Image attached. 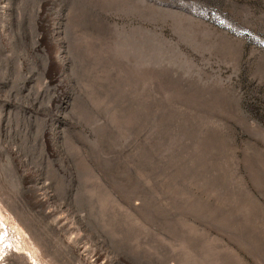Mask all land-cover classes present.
Segmentation results:
<instances>
[{"label":"rangeland","instance_id":"374dc122","mask_svg":"<svg viewBox=\"0 0 264 264\" xmlns=\"http://www.w3.org/2000/svg\"><path fill=\"white\" fill-rule=\"evenodd\" d=\"M0 264H264V0H0Z\"/></svg>","mask_w":264,"mask_h":264}]
</instances>
